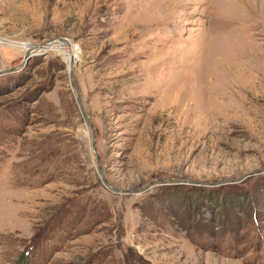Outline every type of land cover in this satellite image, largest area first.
I'll return each instance as SVG.
<instances>
[{"label":"rangeland","instance_id":"rangeland-1","mask_svg":"<svg viewBox=\"0 0 264 264\" xmlns=\"http://www.w3.org/2000/svg\"><path fill=\"white\" fill-rule=\"evenodd\" d=\"M0 40V264H264V0H0Z\"/></svg>","mask_w":264,"mask_h":264},{"label":"bare ground","instance_id":"bare-ground-1","mask_svg":"<svg viewBox=\"0 0 264 264\" xmlns=\"http://www.w3.org/2000/svg\"><path fill=\"white\" fill-rule=\"evenodd\" d=\"M3 43H4V42L0 40V44L3 45ZM68 44H69V42H68ZM2 45H1V46H2ZM66 45H67V44H66ZM8 46H10V47H16V48L19 47V48H21L22 50H25V51L28 50L27 47H25V46H23V45H21V44H20V45H17V44H15V43H9ZM63 46H65V44H63L62 47H63ZM65 48H66V47H65ZM73 49L76 50L74 47H73ZM66 56H67V59H68V60H70V58H72V60H76V58L78 57L77 52L72 51V50H71ZM78 59H79V58H78ZM182 95H183V94H182ZM184 95H185V98L187 99L186 94H184ZM219 95H220V94H219ZM184 100H185V99H184ZM173 101H174V100H173ZM187 102H188V101L186 100V102H185L184 104H186ZM188 104H190V103L188 102ZM171 105H172V104H171ZM186 105H187V104H186ZM211 106H212V104H211ZM211 111H212V110H211ZM212 113H213V111H212Z\"/></svg>","mask_w":264,"mask_h":264},{"label":"water","instance_id":"water-1","mask_svg":"<svg viewBox=\"0 0 264 264\" xmlns=\"http://www.w3.org/2000/svg\"><path fill=\"white\" fill-rule=\"evenodd\" d=\"M51 43V42H50ZM47 45V44H46ZM26 57H28V54H27V56ZM71 70H72V67H71ZM72 76H73V74H72ZM79 104H81V101H80V99H79ZM94 147H95V145H94Z\"/></svg>","mask_w":264,"mask_h":264}]
</instances>
